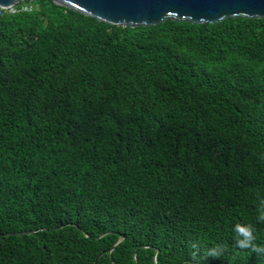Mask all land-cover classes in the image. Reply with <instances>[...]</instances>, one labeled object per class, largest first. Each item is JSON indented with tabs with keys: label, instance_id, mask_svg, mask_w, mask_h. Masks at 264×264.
Instances as JSON below:
<instances>
[{
	"label": "trees",
	"instance_id": "trees-1",
	"mask_svg": "<svg viewBox=\"0 0 264 264\" xmlns=\"http://www.w3.org/2000/svg\"><path fill=\"white\" fill-rule=\"evenodd\" d=\"M25 2L0 10V264H264L233 231L264 244V18Z\"/></svg>",
	"mask_w": 264,
	"mask_h": 264
},
{
	"label": "water",
	"instance_id": "water-1",
	"mask_svg": "<svg viewBox=\"0 0 264 264\" xmlns=\"http://www.w3.org/2000/svg\"><path fill=\"white\" fill-rule=\"evenodd\" d=\"M0 0L7 9L20 2ZM55 4L121 27H149L165 21L220 23L231 18H264V0H52Z\"/></svg>",
	"mask_w": 264,
	"mask_h": 264
},
{
	"label": "clouds",
	"instance_id": "clouds-1",
	"mask_svg": "<svg viewBox=\"0 0 264 264\" xmlns=\"http://www.w3.org/2000/svg\"><path fill=\"white\" fill-rule=\"evenodd\" d=\"M257 220L264 221V198H261L257 204ZM237 244L243 248H251L257 252H264V244L257 243V235L254 225L252 224H237L233 229ZM220 244L215 245L210 248V254L213 256H218L219 252L216 251L217 248H222Z\"/></svg>",
	"mask_w": 264,
	"mask_h": 264
},
{
	"label": "built area",
	"instance_id": "built-area-1",
	"mask_svg": "<svg viewBox=\"0 0 264 264\" xmlns=\"http://www.w3.org/2000/svg\"><path fill=\"white\" fill-rule=\"evenodd\" d=\"M17 5L9 7L7 9H3V8L1 9L0 8V10H5V11H9V12H16L18 10H20V11H30L32 9L31 6H28V5H23L22 7H20V9H17Z\"/></svg>",
	"mask_w": 264,
	"mask_h": 264
},
{
	"label": "rangeland",
	"instance_id": "rangeland-1",
	"mask_svg": "<svg viewBox=\"0 0 264 264\" xmlns=\"http://www.w3.org/2000/svg\"><path fill=\"white\" fill-rule=\"evenodd\" d=\"M21 4H22V5H25V4H28V3H27V2H22Z\"/></svg>",
	"mask_w": 264,
	"mask_h": 264
}]
</instances>
